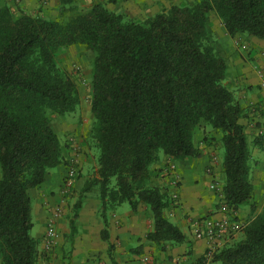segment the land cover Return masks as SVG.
<instances>
[{
	"label": "trees",
	"instance_id": "1",
	"mask_svg": "<svg viewBox=\"0 0 264 264\" xmlns=\"http://www.w3.org/2000/svg\"><path fill=\"white\" fill-rule=\"evenodd\" d=\"M77 2L59 0L62 14ZM213 12L230 36L264 39V0L172 4L144 21L104 2L60 19L15 16L10 5L0 4V264H38L30 190L65 162L51 116L73 112L80 103L74 78L58 61V52L75 44L94 52L91 133L100 152L97 176L86 180L73 207L72 238L84 201L97 187L102 238H108L109 210L127 202L134 211L141 203L152 209L147 240L163 247L186 242L166 215L172 199L152 183V167L161 154L174 160L200 156L194 133L205 123L221 133L224 146L219 208L254 198L250 141L240 122L248 107L224 83L228 58L209 31ZM242 234L213 260L264 264V210Z\"/></svg>",
	"mask_w": 264,
	"mask_h": 264
},
{
	"label": "crops",
	"instance_id": "2",
	"mask_svg": "<svg viewBox=\"0 0 264 264\" xmlns=\"http://www.w3.org/2000/svg\"><path fill=\"white\" fill-rule=\"evenodd\" d=\"M41 0H0L1 3L16 5L20 7L18 16L22 13L40 14V16L56 19L60 4L59 0H49L42 5ZM125 1V2H124ZM184 0H118L114 3L116 12L122 14L136 13L143 19L149 14H155L164 7L172 4H180ZM121 5H124L121 6ZM14 8V7H13ZM137 16V17H138ZM225 29V28H224ZM226 31V29L224 30ZM227 33V31H226ZM245 33H238L235 36L223 35V54L228 58L227 77L224 81L244 107H248V114L253 115V105L260 103L264 99V89L258 88L264 78V39L248 35L251 46L238 47L236 40L244 37ZM236 41V42H235ZM251 52L250 58L247 53ZM255 57V59H252ZM251 120L247 116L241 119V123ZM206 130L216 139L221 135L214 131L211 125H206ZM201 133L196 130L194 142L200 149V156L188 157L184 160H174L171 157L161 154L153 169V182L159 185L162 190H166L171 198V180L177 177L180 181V202L177 206L169 205L166 215L171 222L181 228L186 235L187 241L181 244L167 243L163 247L146 239L147 233L154 227V215L150 206L141 203L138 210L134 211L127 202L108 212V238H102L104 222L99 214L101 200L99 191L93 188L83 204L77 219V232L71 240V228L67 214L63 213L58 219L59 237L52 252V259L57 264H222L206 256L208 247L207 240L195 238L194 222L199 218L220 217L224 215L222 208L218 206L220 196L216 195L212 174L215 173L220 182V187L224 186L225 174L220 173L221 162L215 160L220 158L217 148H222L221 141L217 146V141L210 142L201 140ZM64 149L65 162L53 169L48 174L44 183L30 190L32 198V220L34 226L31 234L40 240V257L38 264H46L47 252L43 246V239L46 233L48 218L56 204L63 200L64 178L71 162L78 164L79 173L75 180L74 187L81 190L86 180L90 177L89 164L91 154L86 148L81 151L76 149ZM73 160V161H72ZM174 163L176 169L170 170V165ZM212 166L213 169L208 168ZM256 170L254 169V172ZM254 200L257 208L252 210L251 201L249 204L240 205L231 210L236 218H245L249 213L254 214V219L264 209V194L261 186L253 178ZM97 176V175H96ZM73 187V188H74ZM248 217V218H247ZM240 237V236H239ZM238 237V238H239ZM70 238V237H69ZM148 259V260H146Z\"/></svg>",
	"mask_w": 264,
	"mask_h": 264
},
{
	"label": "rangeland",
	"instance_id": "3",
	"mask_svg": "<svg viewBox=\"0 0 264 264\" xmlns=\"http://www.w3.org/2000/svg\"><path fill=\"white\" fill-rule=\"evenodd\" d=\"M196 1L198 0H184L180 3V5L193 4ZM96 2H104L108 8L116 12V8L115 9L112 8L113 6H116V4L110 3L108 0H78L77 4L74 7L69 8L65 13V15L62 14L59 4L57 6L58 13L56 19H60L62 17L66 18L72 15L73 12H75L76 10L82 12L88 11L92 7V5ZM40 3L44 5L43 0H41ZM0 4H6V3L0 2ZM120 4H121L120 2H117V5ZM121 6L124 7V5ZM13 7L11 6L14 15L18 16L17 12L20 11V7L18 6L16 7V5H14ZM34 15H40V14L34 13ZM124 15H126L128 18H132L138 21H144L147 19V18L143 19L141 18V16L139 17L138 14L136 13H134V15L131 13L130 14L124 13ZM224 28L225 27L222 21L220 20V18L218 17V15L215 12L211 13L209 17V31L216 42L217 50L222 55H224L222 38L223 35L227 36V33L226 31H224L225 30ZM236 41L235 42L238 47L248 45L249 48V45L251 44V42L249 41V36L246 33L244 37H240ZM250 55L251 52L247 53L246 55L247 58H250ZM93 57H94V52L86 49L83 45L80 44H75L72 46L62 48L58 52V61L60 65L66 70H68L72 75V77L74 78L81 99L79 105L76 107V109L73 112L66 113L63 115L52 114L51 116L53 127L60 137L62 147H64L65 149H76L79 151L87 147V149L89 150V153L92 156L89 164V170H90L89 179L96 177L98 173V166H99L98 157L100 152L96 140L94 139L91 133V128L94 122V115L92 113ZM252 59H255V57H253ZM259 86L260 87L258 88L264 89L262 85L259 84ZM256 104L253 105V112H254L253 115L252 113L248 114L247 117L251 118V120L249 119L248 121H246L245 126L250 141L251 172L253 168V174H254L253 178L254 180L258 181L259 184H261V182H264V99L260 103H258V105ZM206 125H210V124L205 123L198 129H196L201 133V138L203 137V139L201 140L208 141L209 139H211L210 142L217 141V146L220 145L219 141H221V137L218 140L214 135L211 136L210 131L206 130ZM214 131L221 135L220 132L216 130ZM223 150H224V146H223ZM217 151H219L218 154L220 155V158H216L215 160L217 161L220 160L222 164L220 173L222 174L224 173V166H223L224 153H222L221 147L217 148ZM169 165L170 164L168 163V166ZM208 169L212 170L213 167L210 166ZM254 169L256 170L255 172ZM212 175L216 177L215 179H213V184H214L215 192L217 190L218 192L217 195L220 196V200H219L220 202L223 198L222 197L223 194L221 193L223 187L222 186L220 187V182L222 181L219 180V177L215 173H213ZM251 179H252V174H251ZM152 183H154L153 179H152ZM261 188L263 192L262 194H264V185H262ZM79 194H80V190L75 187L70 190H67L63 194V200L60 203L56 204V206L58 205L61 207L63 213L67 214V218L69 222H70V218L74 214L73 207L76 200L78 199ZM253 201L254 200H251L250 203H252ZM246 204L249 203H245V205ZM242 205L244 206V204ZM251 207L254 208L252 210H255L257 208V202L252 203ZM227 215L229 217L234 218L232 212ZM247 216L249 217V218L247 217L248 219H245L243 217L241 219L238 218L239 220H241L243 224V230L245 229L246 225L252 220L250 217L255 215L249 213ZM243 230L239 234L240 238L243 236L242 234ZM67 237L70 240L72 239L71 236L67 235Z\"/></svg>",
	"mask_w": 264,
	"mask_h": 264
},
{
	"label": "built area",
	"instance_id": "4",
	"mask_svg": "<svg viewBox=\"0 0 264 264\" xmlns=\"http://www.w3.org/2000/svg\"><path fill=\"white\" fill-rule=\"evenodd\" d=\"M48 1L49 0H43V4H47ZM261 85L264 88V78L262 79ZM171 169L172 171L176 169V165L174 163L170 165V170ZM78 173V164L75 163V161L71 162L64 182V191L70 190L74 187ZM171 183L172 202L170 205L175 207L180 202L181 184L177 177H173ZM221 208L224 212V215L220 217L199 218L194 222L195 238L208 241V247L206 250V256L208 258H212L216 252L233 242L236 238H238L240 232L243 230V224L241 220L236 218L233 214L232 215L234 218L227 215L230 214L231 210L234 208H229V206L225 204L222 205ZM62 214L63 211L61 207L57 205L51 211V215L48 218L46 233L43 239V250H45L48 254L46 264H57L55 260L52 259V252L59 237L58 219Z\"/></svg>",
	"mask_w": 264,
	"mask_h": 264
}]
</instances>
